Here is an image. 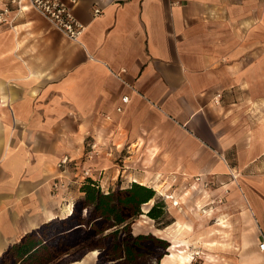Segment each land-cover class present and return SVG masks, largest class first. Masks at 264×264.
I'll use <instances>...</instances> for the list:
<instances>
[{
    "label": "crops",
    "instance_id": "0c3cea01",
    "mask_svg": "<svg viewBox=\"0 0 264 264\" xmlns=\"http://www.w3.org/2000/svg\"><path fill=\"white\" fill-rule=\"evenodd\" d=\"M74 14L80 42L27 4L0 25V258L69 215L89 168L106 191L190 185L171 225L147 209L134 224L169 242L158 264H264L263 1L80 0Z\"/></svg>",
    "mask_w": 264,
    "mask_h": 264
},
{
    "label": "trees",
    "instance_id": "16d2710c",
    "mask_svg": "<svg viewBox=\"0 0 264 264\" xmlns=\"http://www.w3.org/2000/svg\"><path fill=\"white\" fill-rule=\"evenodd\" d=\"M79 188L82 196L65 219L26 234L5 251L0 264L59 263L79 248L99 250L96 264H101V258L102 264H158L168 254V241L132 230L133 219L144 214L142 206L155 198L154 188L133 182L127 188L106 191L90 177H84ZM145 215L154 221L156 229H164L174 221L168 219L164 203L158 200Z\"/></svg>",
    "mask_w": 264,
    "mask_h": 264
},
{
    "label": "built area",
    "instance_id": "2783aa9c",
    "mask_svg": "<svg viewBox=\"0 0 264 264\" xmlns=\"http://www.w3.org/2000/svg\"><path fill=\"white\" fill-rule=\"evenodd\" d=\"M80 0H10L8 5L0 10V25L11 24L15 14H18L27 4L40 17L47 21L55 30L60 32L66 39L72 42H80L84 27L76 18L74 10ZM116 1V0H112ZM93 16H100L103 12L102 8L93 7ZM218 97H220L218 95ZM123 102L128 101V97L122 98ZM217 103V101L215 100ZM121 108H118L120 111ZM100 155V151L95 143L89 145L86 153L87 159H93ZM69 162V157L64 156L58 163L59 167L66 165ZM84 177L91 175L89 168L83 172ZM199 180V178H197ZM59 184H53V189L56 190ZM73 205L71 207L72 211ZM260 252H264V240L259 244Z\"/></svg>",
    "mask_w": 264,
    "mask_h": 264
},
{
    "label": "rangeland",
    "instance_id": "374dc122",
    "mask_svg": "<svg viewBox=\"0 0 264 264\" xmlns=\"http://www.w3.org/2000/svg\"><path fill=\"white\" fill-rule=\"evenodd\" d=\"M262 1H263V6H264V0H262ZM263 27H264V19H263ZM147 186L154 188L156 190V195H155V198L152 199V202L151 203H149V204L147 203L148 205H143L142 206V212H143L144 209H147L148 210L155 201H157V200L158 201H162L164 203V208L166 210V213L169 215V216L167 215L168 216V219H169V218H174V216L176 214L175 211L173 209H171V208H173L172 206H174L173 205V201H174V199L176 197H177V199L179 201L181 200V197H182L183 198L182 200H183L184 203H187V204H190L191 203V194H192V191L189 190L190 189V185H188V186L185 185L183 187H179L180 188L179 194L176 195V196H174V195L172 196L173 198L175 197L174 199H170L172 197H169L168 195L166 196L165 193H161L159 191L160 190V187H158L156 184H154V185H148L147 184ZM81 196H82L81 194L78 195L75 198V201L77 199H79ZM73 205H74V203H73ZM139 217L140 216H137V218L133 219V223H132V230H133V232L136 233L138 231H140V232L142 231L143 233H151L152 231H150V230H152V229L148 228L150 225H146L147 223H145V225H143L144 223L138 224V226H145V228H141V229H138V227H136V225L134 226V224H137V222H140L141 221V219ZM151 225L154 226V221L151 222ZM95 250H97V249H95ZM91 251H93V250L86 251L84 249L81 250L79 248V249H76V250L72 251L70 254L62 257L61 258V261L59 263H57L55 261L52 264H72V263H75L77 261H81L85 257V255H87ZM165 252H166V250H165ZM99 253H100V251L97 250V255H96L94 264H96L98 262ZM102 263H103V260L101 258V264ZM152 264H155V261Z\"/></svg>",
    "mask_w": 264,
    "mask_h": 264
},
{
    "label": "bare ground",
    "instance_id": "6f19581e",
    "mask_svg": "<svg viewBox=\"0 0 264 264\" xmlns=\"http://www.w3.org/2000/svg\"><path fill=\"white\" fill-rule=\"evenodd\" d=\"M71 211V210H70Z\"/></svg>",
    "mask_w": 264,
    "mask_h": 264
}]
</instances>
